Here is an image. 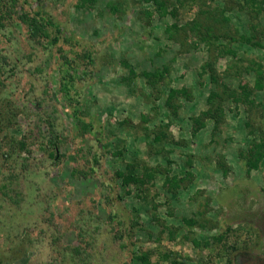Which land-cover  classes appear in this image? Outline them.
Here are the masks:
<instances>
[{"label": "rangeland", "instance_id": "rangeland-1", "mask_svg": "<svg viewBox=\"0 0 264 264\" xmlns=\"http://www.w3.org/2000/svg\"><path fill=\"white\" fill-rule=\"evenodd\" d=\"M160 1L0 0V264H264V0Z\"/></svg>", "mask_w": 264, "mask_h": 264}, {"label": "trees", "instance_id": "trees-1", "mask_svg": "<svg viewBox=\"0 0 264 264\" xmlns=\"http://www.w3.org/2000/svg\"><path fill=\"white\" fill-rule=\"evenodd\" d=\"M90 1H92V0H90ZM152 1L154 3L159 4V5L162 6V8H161L162 10L160 12L161 14L166 13L165 5H164V3L162 1H160V0H152ZM31 22L33 24L32 27H30V29H29L31 33H34V34L40 33V34H43V35L45 34V28L46 27L44 25L46 24V22H44V25L41 23L40 26L39 25H36L35 19L34 20L32 19ZM161 74L162 73L160 71H158L156 73L157 76H161ZM145 75L149 76L150 74L149 73H146ZM170 91L173 92L172 90H170ZM117 175L120 178V181H121V183L124 186H127L129 184L137 186V185H140L141 183H143V181H144V178H142L141 174L140 175H137L135 173L134 166L131 165V164L128 165L127 173H123V171H121V172H117ZM143 176L152 177L153 176V171L150 170V169H148L145 173H143ZM173 178L174 179H172V177H169L168 175L166 176L167 184H168V186H169L170 189L177 188L178 181L176 179L177 177H176L175 174L173 175ZM182 178L183 177H181V179ZM9 185H10L9 182L8 183L2 182V183H0V189L6 188ZM15 202H16V200H15ZM88 226L90 227L91 225H87V219L80 218L79 228L81 229V231H83L88 236H92L96 231L95 232L89 231ZM195 244H196V241H195ZM196 246H200V245L197 243ZM76 254H78V253H76ZM136 258H138V260L140 261L141 264H149V258L145 254L139 255ZM78 260H79V263L84 262V260H85V253H83V254L81 253V255L78 256Z\"/></svg>", "mask_w": 264, "mask_h": 264}]
</instances>
